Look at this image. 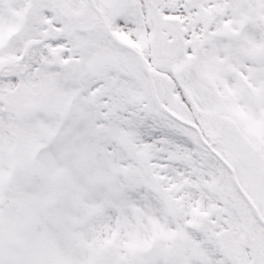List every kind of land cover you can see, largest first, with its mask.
<instances>
[{
	"label": "snow or ice",
	"instance_id": "1",
	"mask_svg": "<svg viewBox=\"0 0 264 264\" xmlns=\"http://www.w3.org/2000/svg\"><path fill=\"white\" fill-rule=\"evenodd\" d=\"M0 264H264V0H0Z\"/></svg>",
	"mask_w": 264,
	"mask_h": 264
}]
</instances>
